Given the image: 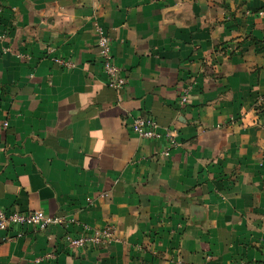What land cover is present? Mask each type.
<instances>
[{
  "label": "crops",
  "instance_id": "0c3cea01",
  "mask_svg": "<svg viewBox=\"0 0 264 264\" xmlns=\"http://www.w3.org/2000/svg\"><path fill=\"white\" fill-rule=\"evenodd\" d=\"M0 207L116 230L75 253L73 224L0 230V264H264V0H0Z\"/></svg>",
  "mask_w": 264,
  "mask_h": 264
},
{
  "label": "built area",
  "instance_id": "2783aa9c",
  "mask_svg": "<svg viewBox=\"0 0 264 264\" xmlns=\"http://www.w3.org/2000/svg\"><path fill=\"white\" fill-rule=\"evenodd\" d=\"M93 28L98 57L102 63L106 83L114 88L124 87L126 83L124 68L114 60L108 32L96 19L93 22ZM52 60L64 68H72L76 65L73 59L62 56H53ZM188 91V86L183 89L179 99L180 103L187 101ZM3 125L6 126L7 122L4 121ZM130 128L144 139H165L166 144L160 149V156L162 157L168 156L171 149L178 144L174 131L168 128L163 132L160 131L156 119L149 114H135L132 117ZM54 224L64 227H68L70 224L74 225V228H66L61 237L63 246L72 253L85 247L101 248L116 239L115 227L110 223L102 226H90L62 215L48 214L42 209L13 210L0 207V230H10L21 226L31 227L34 230H44ZM20 234L21 232L18 233V235ZM55 254L54 250H48L37 256L35 260L53 259Z\"/></svg>",
  "mask_w": 264,
  "mask_h": 264
}]
</instances>
